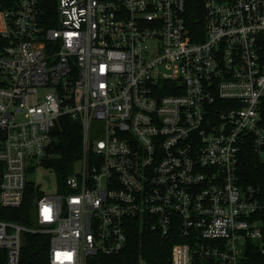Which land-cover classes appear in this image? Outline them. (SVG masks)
I'll return each mask as SVG.
<instances>
[{
  "label": "built area",
  "instance_id": "obj_1",
  "mask_svg": "<svg viewBox=\"0 0 264 264\" xmlns=\"http://www.w3.org/2000/svg\"><path fill=\"white\" fill-rule=\"evenodd\" d=\"M200 1L196 31L186 0L0 3V215L58 120L83 130L80 170L32 225L0 217V264H21L27 234L49 238L48 264H125L137 231L172 242L169 264L264 253V200L238 174L247 145L264 159V0Z\"/></svg>",
  "mask_w": 264,
  "mask_h": 264
},
{
  "label": "trees",
  "instance_id": "obj_2",
  "mask_svg": "<svg viewBox=\"0 0 264 264\" xmlns=\"http://www.w3.org/2000/svg\"><path fill=\"white\" fill-rule=\"evenodd\" d=\"M4 8L11 9L14 0H0ZM186 17L192 30L204 29V12L200 0H186ZM53 142L48 151L51 154L44 166L54 169L60 179V187L66 188V179L74 171V166L82 154V124L65 116L58 120L53 130ZM239 183L244 187L252 186L260 189L264 200V159L258 156L249 144L244 148L238 166ZM42 195L40 189L28 182L23 206L17 210H9L8 215L0 217L32 225L31 215L34 212L37 198ZM247 264H264V253L259 244L248 242ZM49 238L44 235L27 234L22 252L21 264H48ZM172 242L163 246L157 239L136 232L130 249L125 253V264H169ZM0 255L4 256L3 252ZM123 264V263H120Z\"/></svg>",
  "mask_w": 264,
  "mask_h": 264
},
{
  "label": "rangeland",
  "instance_id": "obj_3",
  "mask_svg": "<svg viewBox=\"0 0 264 264\" xmlns=\"http://www.w3.org/2000/svg\"><path fill=\"white\" fill-rule=\"evenodd\" d=\"M92 133L96 139L103 138L104 136V123L102 122H93ZM80 170V164L76 163L74 170ZM29 182L34 183L42 193L46 195H56L60 190V179L54 169L39 166L36 170L29 172L28 174Z\"/></svg>",
  "mask_w": 264,
  "mask_h": 264
}]
</instances>
